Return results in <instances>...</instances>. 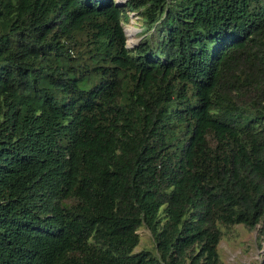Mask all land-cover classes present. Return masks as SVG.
Wrapping results in <instances>:
<instances>
[{
  "label": "trees",
  "instance_id": "1",
  "mask_svg": "<svg viewBox=\"0 0 264 264\" xmlns=\"http://www.w3.org/2000/svg\"><path fill=\"white\" fill-rule=\"evenodd\" d=\"M235 223L264 233V0H0V264H227Z\"/></svg>",
  "mask_w": 264,
  "mask_h": 264
},
{
  "label": "rangeland",
  "instance_id": "2",
  "mask_svg": "<svg viewBox=\"0 0 264 264\" xmlns=\"http://www.w3.org/2000/svg\"><path fill=\"white\" fill-rule=\"evenodd\" d=\"M119 1V0H118ZM125 44L131 46L141 39V27L135 12H129L123 21ZM221 235L215 244L218 257L227 264H259L264 250V233L257 231V226L247 228L241 223L220 226ZM138 242L133 250L147 248L153 250V243L144 226L136 229Z\"/></svg>",
  "mask_w": 264,
  "mask_h": 264
}]
</instances>
